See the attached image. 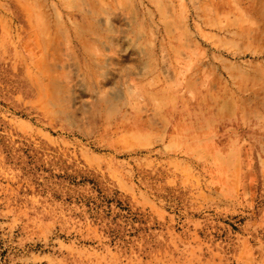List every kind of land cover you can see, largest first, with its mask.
Listing matches in <instances>:
<instances>
[{
  "label": "rangeland",
  "instance_id": "obj_1",
  "mask_svg": "<svg viewBox=\"0 0 264 264\" xmlns=\"http://www.w3.org/2000/svg\"><path fill=\"white\" fill-rule=\"evenodd\" d=\"M0 264H264V0H0Z\"/></svg>",
  "mask_w": 264,
  "mask_h": 264
}]
</instances>
